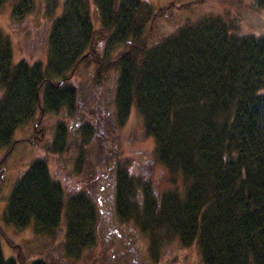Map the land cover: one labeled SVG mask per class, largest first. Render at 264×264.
I'll use <instances>...</instances> for the list:
<instances>
[{
  "label": "trees",
  "instance_id": "trees-1",
  "mask_svg": "<svg viewBox=\"0 0 264 264\" xmlns=\"http://www.w3.org/2000/svg\"><path fill=\"white\" fill-rule=\"evenodd\" d=\"M203 1L170 3L164 7V17ZM248 1L252 9H264V0ZM101 2L104 21L100 26H94L87 0H74L70 13L64 11L52 19L45 36L46 66L25 58L13 61L10 40L0 31V148H6L0 156V189L14 145L19 141L31 146L43 143L44 104L60 111L78 98L79 91L67 76L53 79L51 62L63 58L72 68L90 55H83V50L92 46L94 34H116L123 48L106 61L97 56L95 64L99 77L114 69L110 93L116 108L112 105V113L107 110L104 115L100 109L103 99L94 87L80 88V92L87 89L84 97L96 100L95 124L113 114L118 122L114 125L109 120L108 129L114 126L116 130L130 115L142 117L144 132L154 142L153 159L170 183L157 190L149 182L119 175L123 169L117 167V182L113 181L116 210L126 212L131 201L121 189L127 187L131 193L139 187L140 204L128 209V215L152 241L155 258L157 241L163 236L195 243L204 264H264V26L260 31H243L239 16L233 17L228 10L209 11L193 18L179 15L176 27L151 41L152 29L147 24L154 14L151 8L141 10L140 0ZM70 32L77 40L63 38ZM90 104L79 113L82 117L91 112ZM32 118L37 122L31 132L13 138L15 129ZM58 126L59 134L47 144L58 154L60 165L73 160L76 152L82 157L91 153V149H82L87 142L78 141L61 122ZM70 143L75 150L68 153ZM79 154L76 157L81 162ZM48 159L37 156L19 170L1 220L15 227L32 225L39 242L42 233L63 223V250L52 240L41 242L43 249L49 242L50 255L41 254L27 264H48L52 258L68 264L80 256L84 260L94 251L82 254L84 247L99 239L106 224L98 219L101 206L82 198L81 193L67 194L60 178L50 171ZM136 235L127 232L125 239L137 250ZM5 242L10 252L4 255L0 239V264H26L29 253L23 245L9 238ZM121 242L111 240L103 248L105 264H120L123 253L112 254L107 248Z\"/></svg>",
  "mask_w": 264,
  "mask_h": 264
},
{
  "label": "rangeland",
  "instance_id": "rangeland-1",
  "mask_svg": "<svg viewBox=\"0 0 264 264\" xmlns=\"http://www.w3.org/2000/svg\"><path fill=\"white\" fill-rule=\"evenodd\" d=\"M140 1L141 10L151 8L154 13L147 22L148 27L152 29L149 34L151 41L158 39L157 37H161L170 29L172 30L176 27L180 23L178 21H180L181 16L193 18L198 14L209 11L224 12L228 10L233 17L239 16L238 24L243 31H260L264 26V9H252L248 0H236L235 5L230 4V0H204L201 3L192 4L191 9H183L182 13L180 10L179 12L175 11L168 18L164 17L166 12L164 7L171 5L170 3L190 0ZM15 2L17 5L12 6V3ZM87 2L92 10L91 16L94 26H100L104 21V10L101 0H87ZM70 5H75L74 0H5L0 5V31H2L3 36H7L10 40L12 60L17 61L20 58H25L32 63L40 61L42 66H46L49 60V49L45 37L46 31L53 18L64 13V11L70 13ZM74 18L75 16L72 17V20ZM62 32H65V30ZM76 35L80 38L79 32ZM65 37L73 38V41L77 40L74 37V32L67 33L63 36V38ZM115 37L116 34L112 33L106 36L94 34L91 41L92 46L83 50V55L91 52L90 55L78 60L72 68L71 65L69 66L70 68L65 65L63 58L59 63L51 62L50 72H53V79H60L62 74L67 76L69 84L78 89V98L71 107H63L60 111H53L54 108L49 103H45L42 120L43 143L31 146L26 141H19L8 155L5 181L0 189V239L4 255L10 252L8 244L5 242L8 238L12 242L21 243L28 251L29 254L25 258L26 264L41 254L50 255L49 242H46V250L43 249L44 246L41 242L45 243L47 240H52L54 244L61 246L63 250L65 243L63 223L49 232L42 233L41 242H39L32 225L15 227L1 220L2 211L19 170L21 171L28 167L35 157L47 156L49 158L48 167L53 174L60 178L64 191L67 194L81 193L82 198L92 200L96 207L99 206L98 201L101 206L100 210H98V219L106 222L104 228H102L105 231H100V235L97 236L99 239L89 247H84L82 254L89 253L92 249L94 251L87 255L84 260L81 256L73 257L74 259L68 264H105L107 257H104L105 254L103 255L105 253L103 248H106L111 241L106 231L108 227L112 226H118L123 237L124 235L127 237V232H129L130 236L132 234L141 236L139 250L138 248L135 250L139 258V262L136 264H204L198 250L199 248L195 243L184 244L175 237H169L167 240L163 236L160 237V241H157L159 246L157 248L158 255L156 253L157 258H155V249H151L149 243L152 241L145 233L143 234V229L138 224L139 222L128 215L131 212L128 209L131 207L136 209L137 204H140L138 199L141 198L142 194L139 187L135 186L130 193L123 182H120L125 187V189H121L122 192L129 193L127 197L131 201L128 202L126 212L122 213V208L116 210L113 181H115L116 174L114 173L117 167L123 169V172L121 171L119 175L122 173L126 174V176L131 175L134 177V181L138 183L149 182L150 186H154L157 190L167 188L170 183L167 173L162 172L158 162L153 159L154 142L144 132L143 119L140 115H136V117L130 115L124 124L121 127L119 125L116 130L114 126L108 129L111 126L108 124L109 120L113 121L114 125H117L118 121L112 114L109 118H101L99 124H95L94 114L96 113L98 117V108L94 105L95 98L89 100L91 102V112L83 117L79 114H83L88 107L89 101L84 97L85 92L88 90L80 92V88L82 90L85 87H94L100 93L103 99L100 109L103 110L104 115L107 110L112 113V105H114L113 102L115 100L111 96L110 88L112 87L114 77L112 72H114V69L105 76L99 77L96 73L95 64L97 56L102 61H106L105 59L115 55L116 52L123 48L122 42ZM74 57L75 59L77 58L75 53ZM89 91L91 90L89 89ZM114 108H116V105H114ZM133 110L135 109L132 108L130 114H133ZM33 119L35 118L18 126L15 129L13 138L27 136L32 130L33 123L37 122V118L35 121ZM60 122L78 141L88 143V146H86L87 143L82 146L84 151L91 149V153L83 157L77 152L72 154L73 160L68 161L65 166L60 165L58 154L53 152L50 148L51 146L47 144L59 134L60 126H58V123ZM71 143L67 147L68 153L75 150ZM45 144L48 145V149ZM5 149L4 147L0 148V156ZM78 150L80 148L77 146ZM77 154L81 157V162L77 160ZM97 160H100V163ZM110 193L113 195L110 196ZM125 231L127 232L125 233ZM4 238L7 239L5 240ZM125 241L127 240L119 243L118 247L110 243L111 245H109L107 250L112 253H122L124 251L123 255L127 256L126 254L129 252ZM122 261L120 260V264H131L126 258H123ZM48 264L63 263L52 258L48 260Z\"/></svg>",
  "mask_w": 264,
  "mask_h": 264
},
{
  "label": "flooded vegetation",
  "instance_id": "flooded-vegetation-1",
  "mask_svg": "<svg viewBox=\"0 0 264 264\" xmlns=\"http://www.w3.org/2000/svg\"><path fill=\"white\" fill-rule=\"evenodd\" d=\"M109 195L112 196L113 194L110 193ZM103 230H104V229H103ZM103 230H102V232H103ZM104 231H105V230H104ZM126 232H127V231H125V233H126ZM106 233L109 235V238H110L111 240H115L116 242H120V241L126 240V239H125L126 235H124V237L122 236V233H121V231H120V229H119L118 226L108 227ZM136 236H137V239H139V240H137V241H138V242H137V248H138L139 245H140V243H141V240H140V235H139V234L136 235ZM131 237H132V236H131ZM120 239H122V240H120ZM125 244L128 245L129 253L126 254L127 256H124V255L122 254V260H123V258H124V259L126 258V259H128V260L130 261L131 264H136V263H138V262H139V258H138V253H137V251H135V250H136L135 247H134L133 245L129 244V243H128V240L125 241ZM138 250H139V248H138ZM123 252H124V251H122V253H123ZM112 254H114V253H112Z\"/></svg>",
  "mask_w": 264,
  "mask_h": 264
}]
</instances>
